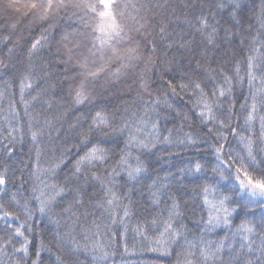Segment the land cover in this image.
<instances>
[{
  "label": "snow or ice",
  "instance_id": "1",
  "mask_svg": "<svg viewBox=\"0 0 264 264\" xmlns=\"http://www.w3.org/2000/svg\"><path fill=\"white\" fill-rule=\"evenodd\" d=\"M21 3L0 264H264V0Z\"/></svg>",
  "mask_w": 264,
  "mask_h": 264
},
{
  "label": "trees",
  "instance_id": "2",
  "mask_svg": "<svg viewBox=\"0 0 264 264\" xmlns=\"http://www.w3.org/2000/svg\"><path fill=\"white\" fill-rule=\"evenodd\" d=\"M19 9V10H18ZM24 6L21 0H0V26L19 23ZM149 257L133 256L129 264H149Z\"/></svg>",
  "mask_w": 264,
  "mask_h": 264
}]
</instances>
